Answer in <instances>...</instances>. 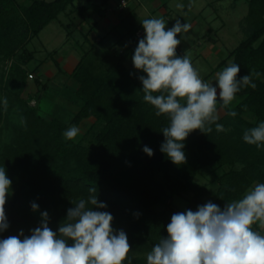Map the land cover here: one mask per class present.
<instances>
[{
  "label": "trees",
  "instance_id": "trees-1",
  "mask_svg": "<svg viewBox=\"0 0 264 264\" xmlns=\"http://www.w3.org/2000/svg\"><path fill=\"white\" fill-rule=\"evenodd\" d=\"M73 1L26 0L10 7L0 0V55L12 58L22 50L32 60L35 52L28 48L30 41ZM247 1L248 13L241 21L247 36L230 50L227 61L239 65L240 77L259 72L260 77L253 78L257 87L242 88L236 94L240 100L217 120L225 131L217 132L212 125L211 133L195 130L189 134L183 149L186 162L181 165L173 164L161 151L162 129L169 126V118L156 116L154 106L143 100L138 77L145 74L126 63L132 61L135 49L92 45L85 50L72 74L80 86L74 93L68 91L81 105L75 114L65 110H61L63 117L60 111L44 114L40 92L27 100L26 129L0 141V167L5 168L13 189L5 204L9 227L0 239L19 235L21 230L30 235L40 226L44 211L49 214V227L58 231L67 210L87 199L88 189L95 187L98 201L107 205L103 211L114 217L112 227L127 234L132 264H147L153 246L167 238L172 214L195 211L208 196L224 203L240 199L255 183H264V146L258 149L243 140L246 129L264 122V0ZM93 6L76 8L83 12ZM128 27L135 35L137 29ZM176 52L185 55L179 46ZM224 60L213 71L221 69ZM15 68L13 60L11 69ZM38 84L43 89L48 86L40 78ZM3 99L0 95V126L11 107L8 99L5 111ZM229 110L237 115L229 116ZM90 115L104 124L94 144L65 139L63 133L70 123L78 124ZM145 146L152 149L151 157L143 151ZM205 169L214 175L210 184L197 180ZM175 195L186 200L185 208L177 207ZM32 203L38 210H32Z\"/></svg>",
  "mask_w": 264,
  "mask_h": 264
},
{
  "label": "clouds",
  "instance_id": "clouds-1",
  "mask_svg": "<svg viewBox=\"0 0 264 264\" xmlns=\"http://www.w3.org/2000/svg\"><path fill=\"white\" fill-rule=\"evenodd\" d=\"M176 7L182 9L184 5ZM141 25L145 36L139 40L132 62L135 69L145 74L138 77L143 100L154 106L156 116L166 115L170 121L162 129L165 140L161 151L173 164L181 165L186 162L183 149L189 134L195 130L211 133L212 125L217 132L225 131L217 123L218 101L221 108L230 109L242 88L257 87L253 78H259L260 73L253 70L240 77L239 65L229 63L215 74V84L206 82L190 56H178L176 52L181 44L177 36L187 33L190 24L177 19L166 29L163 18H147ZM3 106L7 111V98L3 99ZM227 114L237 115L234 110ZM21 124H25L23 119ZM79 132L73 125L63 136L74 140ZM243 140L258 149L264 146V122L246 129ZM143 151L153 155L147 146ZM11 184L5 168L0 167V233L9 227L5 204ZM88 191L87 199H80L67 210L58 231L49 227V214L44 211L40 226L32 229L30 235L21 230L19 235L0 239V264H132L127 234L112 227L114 217L103 211L107 205L98 201L96 188ZM31 208L36 211L38 205L32 203ZM254 225L264 230V183H255L223 209L208 201L195 211L172 214L166 229L168 236L147 254V264H264V234Z\"/></svg>",
  "mask_w": 264,
  "mask_h": 264
},
{
  "label": "rangeland",
  "instance_id": "rangeland-1",
  "mask_svg": "<svg viewBox=\"0 0 264 264\" xmlns=\"http://www.w3.org/2000/svg\"><path fill=\"white\" fill-rule=\"evenodd\" d=\"M7 6L16 7L26 2V0H6ZM128 4L135 3L137 7L132 13L133 20L139 22L147 18H163L166 23V29L171 28L177 19L181 22L191 25L190 30L187 33H181L177 36V39H181V48L185 54L190 56L191 61L199 68L201 76L210 72L212 66H217L222 60H224L230 50L238 45V43L247 36V32L244 30L241 21L248 13L249 4L247 0H163L168 4V10L170 11L168 17L163 15V11H152L150 4L152 0H129ZM28 2V1H27ZM88 0H76V4H87ZM111 3L120 4V0H112ZM190 3V4H188ZM111 4V5H112ZM177 4H182L184 7L178 9ZM189 5H193L189 7ZM72 6L66 10H70ZM67 12H61L56 18L49 22L28 44L29 50L35 52V57L29 59V53L19 50L12 58H7L0 55V95L3 98L10 100V110L8 111L5 122L0 126V141H4L8 138L13 139L18 135L19 131L26 129V116L25 113L27 107V100L36 98V94L40 92L42 96L46 94L60 93L62 90L64 94H68V89L65 87V80L62 77H52L56 70V63L62 56L74 55L75 57L80 52L79 43L83 42V31L75 27L71 35L68 36V29L66 24L69 23L75 14H68ZM124 25H119L117 31L124 32ZM213 27L214 32L211 33V37L217 39L216 45L211 47L214 51L209 56H204L201 52L203 47L207 45L208 28ZM205 34L207 36H205ZM201 43H203L201 45ZM58 50L59 53L51 52ZM57 53V54H56ZM56 55V57L54 56ZM58 58V59H56ZM227 57L224 62V66L219 71H222L224 67L230 63L231 59L227 61ZM44 59H50L49 63L43 65L41 68L43 71L47 70L50 78H45L46 83L49 84L48 90H44L40 87L38 80L40 78L38 63H42ZM55 62H51L52 60ZM16 64L15 69H11L12 61ZM31 60V61H30ZM63 61L61 64L64 66ZM54 63V64H53ZM38 65V66H37ZM20 67H24L26 74L23 76V71ZM71 69V66H68ZM50 68V69H46ZM53 68V69H51ZM105 68V67H104ZM103 69V68H102ZM214 69V67H213ZM217 70V71H218ZM216 71V70H214ZM33 73L34 78H30L29 74ZM43 74L41 77H45ZM24 77V78H23ZM41 96L40 103L45 102V98ZM49 96V95H48ZM47 97V96H46ZM220 107V104L217 105ZM42 110L44 106L40 104ZM62 112L63 117L65 112ZM57 113V112H56ZM21 119L25 121V124H21ZM77 126V124L70 123L71 126ZM104 124L95 121L93 126L81 127L78 136L74 139L85 144H94L96 139V133L102 128ZM79 127V126H77ZM90 127L89 129H87ZM26 133V132H23ZM22 133V134H23ZM21 134V135H22ZM214 179V175L209 169L204 170V176L199 175L197 180L211 183L210 180ZM213 186V185H210ZM13 196V189L11 187L10 194L7 200ZM206 203L211 201L219 205L222 209L226 203L221 199L217 201L214 196H208L205 199ZM175 203L177 207L185 208L187 202L181 197L175 195ZM259 228L257 225H254ZM253 226V227H254ZM261 230V229H260ZM264 234V230H261Z\"/></svg>",
  "mask_w": 264,
  "mask_h": 264
},
{
  "label": "crops",
  "instance_id": "crops-1",
  "mask_svg": "<svg viewBox=\"0 0 264 264\" xmlns=\"http://www.w3.org/2000/svg\"><path fill=\"white\" fill-rule=\"evenodd\" d=\"M75 1L76 0H74L73 3L69 4L67 8L61 12H67L66 10L69 8V6H72L67 13L69 15L75 14L73 15V17L76 18L75 19L72 18V20L66 24V27L69 30L67 34L68 36L71 35L75 27L81 28L83 30L86 29V31L85 30L83 31V36H82L84 40L82 43L81 42L79 43V45L81 46L80 52L76 57L70 54L68 56L61 55V58L59 59L56 58L58 59V64L56 63V70L54 71V75L52 76L54 78L58 76L64 78L65 80L64 85L70 93L71 92L74 93L80 86V83L73 77L72 74L78 62L80 61L82 55L84 54L85 50L90 48L92 45H97V47H101V48L116 46L119 47L122 51L127 50L129 47L135 49L138 45L140 37H142L139 35V31H144L142 25L139 22L133 20L132 18L133 16L132 13L134 12V9L137 7L135 3L123 5L120 0L119 5L118 4L113 5L111 3L112 0H88L87 4H76ZM89 4H94V6L88 8L87 10H84L83 12L78 11L76 8L81 5H89ZM150 6H151L150 7L151 10L154 12L158 10L163 11V15L165 17H168L170 13V11L168 10V4L163 0H152V4H150ZM120 24L125 26L124 32L117 31V28L119 27ZM129 25H131L132 28L137 29L135 35L128 32ZM213 30H214L213 27L208 28V31L210 32H208L207 34L210 33V35H208L209 38H207L206 40L207 45L203 47V49L201 50L204 56H209L214 51V49L211 46L213 44L216 45V43L219 41V40L217 41V39L216 42H213L211 40V38H213L211 37V33L214 32ZM144 36H145V32H143V37ZM205 36L207 35L205 34ZM202 44L203 43H201V45ZM179 49L183 52L181 45H179ZM56 51L59 53L58 50H54L51 52H56ZM54 56L56 57V55ZM65 59L66 62L64 63L63 66L61 63L65 61ZM49 60L50 59H44L42 63L40 62L38 63V65L41 64L38 73H40L41 76L43 74L46 75L43 78L40 76V79L44 84L47 81L45 78L46 77L50 78L51 76H48L47 70L43 71L41 68H43V65L49 63L50 62ZM51 62L54 61L52 60ZM126 63L134 66L133 62L130 59H128ZM194 63L195 62L193 61L192 62L193 66L199 71V68ZM68 66H71V69H69ZM213 67L215 66H212V69L209 72L211 73V75L208 77V79H206V82L215 84L216 83L215 74L219 72V70L213 71ZM46 69H50V68H46ZM203 76H201L202 79ZM47 85H48L47 88L44 90H48L49 84L47 83ZM69 92L68 94H64L63 91L61 90L60 93H57V95L53 93L46 94L47 97L41 95L42 97L45 98V102L41 103L45 108L44 110H42L43 113L46 115H54L59 110H65L66 112L75 114L80 109L81 105L80 103L74 100V97L69 96L70 95ZM239 100L240 97L236 95V98L232 102V105L230 107H233ZM217 105H219V103ZM217 108H218V116L219 118H221L222 116L225 115L227 110L218 106ZM95 121H96V117L90 115L84 117L77 124V126H79L78 128H81L82 126L87 127L89 125L91 127L93 126V123ZM90 127H88L87 129H89Z\"/></svg>",
  "mask_w": 264,
  "mask_h": 264
},
{
  "label": "built area",
  "instance_id": "built-area-1",
  "mask_svg": "<svg viewBox=\"0 0 264 264\" xmlns=\"http://www.w3.org/2000/svg\"><path fill=\"white\" fill-rule=\"evenodd\" d=\"M128 2H129V0H121V3H122L123 5H127ZM143 32H144V31H139V35L143 34ZM29 77H30V78H34V74H33V73H30V74H29Z\"/></svg>",
  "mask_w": 264,
  "mask_h": 264
}]
</instances>
